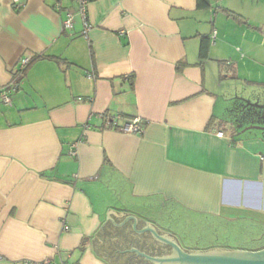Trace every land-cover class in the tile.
Listing matches in <instances>:
<instances>
[{"label":"crops","instance_id":"1","mask_svg":"<svg viewBox=\"0 0 264 264\" xmlns=\"http://www.w3.org/2000/svg\"><path fill=\"white\" fill-rule=\"evenodd\" d=\"M14 2L0 0V89L18 86L0 100V264H121L146 234L115 226L127 217L163 233L180 215L264 219V0H92L87 38L75 0ZM116 116L143 133L105 129Z\"/></svg>","mask_w":264,"mask_h":264},{"label":"rangeland","instance_id":"2","mask_svg":"<svg viewBox=\"0 0 264 264\" xmlns=\"http://www.w3.org/2000/svg\"><path fill=\"white\" fill-rule=\"evenodd\" d=\"M232 107H237V103ZM166 226L164 233L174 237L183 250L190 252L213 249L250 252L258 250L249 249H258L264 245V219L260 217H231L229 220L187 218L180 215ZM124 260L125 256L119 258L121 264Z\"/></svg>","mask_w":264,"mask_h":264},{"label":"water","instance_id":"3","mask_svg":"<svg viewBox=\"0 0 264 264\" xmlns=\"http://www.w3.org/2000/svg\"><path fill=\"white\" fill-rule=\"evenodd\" d=\"M108 213H112L117 217L124 215L123 213H121L120 215H116L113 211H109ZM108 213L106 219L110 220V218H108ZM128 218L133 220L131 228L135 233L139 234L141 232L142 233L149 232L150 234L153 235L155 239L169 245L172 248L173 254L171 256L160 257V258L146 256L143 253L141 254L137 252L133 248H131L130 251H128L131 252L134 250L137 255L142 256L143 258H145L150 262H153L154 264H264V248L258 251H250V252L244 250L242 251V250H220V249L190 252L183 250L176 242L174 237L168 234L158 235L155 232V229L151 225H148L147 223H145L146 227L142 228L139 231H136L134 229L135 219L132 217H127L123 219V221L120 224H116V225L112 222V220L110 221L115 226H120Z\"/></svg>","mask_w":264,"mask_h":264},{"label":"built area","instance_id":"4","mask_svg":"<svg viewBox=\"0 0 264 264\" xmlns=\"http://www.w3.org/2000/svg\"><path fill=\"white\" fill-rule=\"evenodd\" d=\"M91 1L92 0H75V2L77 4V8H78V15L81 19V22H82V25L84 28L83 35L86 38H87L88 32L90 31V26L87 22L86 9H87V5ZM13 4H16V0ZM19 7L20 6H16V8H19ZM56 8L60 9L59 3L56 5ZM72 24H73V15L68 14L66 20L62 23V30L71 29ZM212 39H214V34L212 36ZM29 63H30L29 58H25V59L21 60L17 76L20 77L23 75V73L26 70V68L28 67ZM17 88H18V86H17L16 82L13 81L7 87L0 89V100L5 105L9 106L11 104V100H10L9 96H10V94L16 92ZM119 118L120 117L116 116L114 118L112 117V118L106 119L104 122V128L105 129H111V130H114L116 132L126 134V135H141L143 133L144 128L138 119L131 120L122 126H118L117 119H119ZM215 134L217 136H222L221 132H216ZM30 264H36V263H30ZM39 264H50V262L44 261V262H41Z\"/></svg>","mask_w":264,"mask_h":264},{"label":"flooded vegetation","instance_id":"5","mask_svg":"<svg viewBox=\"0 0 264 264\" xmlns=\"http://www.w3.org/2000/svg\"><path fill=\"white\" fill-rule=\"evenodd\" d=\"M155 232L158 235L166 234L157 229H155ZM146 234L147 235L145 234L135 235L134 240L131 242L129 246V250L133 248L143 254H146L149 257H158V258L171 256L173 254V250L169 245L161 241H158L149 232H147ZM177 243L179 244V242ZM119 258L120 257H117L116 260H119ZM123 264H154V263L146 260L142 256L137 255L136 253H129V254L127 253L125 255V260Z\"/></svg>","mask_w":264,"mask_h":264},{"label":"trees","instance_id":"6","mask_svg":"<svg viewBox=\"0 0 264 264\" xmlns=\"http://www.w3.org/2000/svg\"><path fill=\"white\" fill-rule=\"evenodd\" d=\"M211 1L212 0H196L197 9H208L210 7ZM228 16L229 17H234L237 20V17L234 16L233 14H229ZM207 55H208L207 54V46L203 42L201 47H200V50H199V58L201 60H204V59L207 58ZM182 67H184V65H182V64L177 66V70L180 71Z\"/></svg>","mask_w":264,"mask_h":264}]
</instances>
